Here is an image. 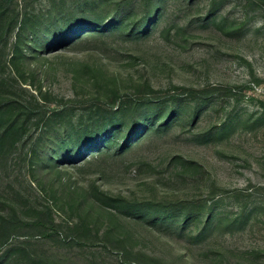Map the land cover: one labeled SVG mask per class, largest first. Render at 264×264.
I'll use <instances>...</instances> for the list:
<instances>
[{
	"label": "rangeland",
	"instance_id": "obj_1",
	"mask_svg": "<svg viewBox=\"0 0 264 264\" xmlns=\"http://www.w3.org/2000/svg\"><path fill=\"white\" fill-rule=\"evenodd\" d=\"M0 264H264V0H0Z\"/></svg>",
	"mask_w": 264,
	"mask_h": 264
}]
</instances>
